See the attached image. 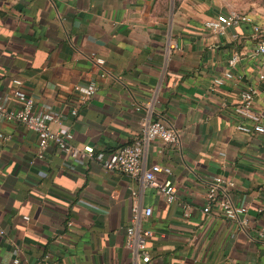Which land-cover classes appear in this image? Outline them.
<instances>
[{
    "label": "crops",
    "instance_id": "obj_1",
    "mask_svg": "<svg viewBox=\"0 0 264 264\" xmlns=\"http://www.w3.org/2000/svg\"><path fill=\"white\" fill-rule=\"evenodd\" d=\"M228 12L221 0H0V100L19 110L21 80L81 151L50 145L40 160L36 134L0 122V264H134L124 245L135 206L153 210L140 222L154 234L150 264H264V135L241 130L252 121L239 112L253 87L264 124V56L248 26L205 29ZM228 71L235 79L214 86ZM89 82L98 92L82 104L75 87ZM145 117L179 133L178 147L151 144L144 158L172 170L174 204L97 159L132 144ZM216 176L234 182L247 226L204 213Z\"/></svg>",
    "mask_w": 264,
    "mask_h": 264
},
{
    "label": "built area",
    "instance_id": "obj_2",
    "mask_svg": "<svg viewBox=\"0 0 264 264\" xmlns=\"http://www.w3.org/2000/svg\"><path fill=\"white\" fill-rule=\"evenodd\" d=\"M240 26L250 28L256 41L255 52L259 56H264V17L257 18L241 12H228L204 23L206 30L222 36H225L230 28ZM233 38L239 39L237 35ZM92 59L95 68H104L105 60L103 58L93 55ZM238 61L239 55L235 53L229 60V66L234 68ZM234 79L233 72L228 71L221 78L215 79L213 85L222 86ZM260 79L264 80V76H261ZM13 83L15 85L12 91L13 98L20 102L22 107L19 110L11 111L0 100V122L23 126L36 134L38 136L37 158L40 160L44 159L50 145H55L66 155L77 158L81 151L71 144L74 134L54 130L53 124L58 122V118L50 114L44 106L36 105L34 99L22 89L21 80H14ZM75 92L79 95L81 103L87 104L97 94L98 87L96 83L89 82L76 86ZM256 94L253 87L241 94L239 112L244 118L251 120L252 124L240 126V129L261 136L264 135V124L262 115L255 110ZM73 114L76 115L77 111H74ZM140 123L141 134L132 144L122 147L108 158L100 154L97 159L103 162V167L107 172L123 174L133 179L141 178L148 189L163 195L168 204H174L177 202L178 188L172 180V170L168 166L160 164L145 169L144 158L146 149L151 144L178 147L180 144L179 133L167 127L159 119L152 121L149 117H145ZM5 139L8 140L3 134H0V141ZM83 152L90 156L94 155V149L90 146H86ZM234 187L235 184L231 180L219 176L213 177L207 185L206 203L203 211L206 214L216 211L220 217L227 221L247 226L248 220L244 219L248 212L247 208L235 205L228 194ZM152 216L151 208L140 212L139 208L135 206L132 210V225L126 230L124 246L133 256L134 264H150L151 262L149 243L154 238V234L142 228L140 222L142 217L151 218ZM260 238H264V232L261 233Z\"/></svg>",
    "mask_w": 264,
    "mask_h": 264
},
{
    "label": "rangeland",
    "instance_id": "obj_3",
    "mask_svg": "<svg viewBox=\"0 0 264 264\" xmlns=\"http://www.w3.org/2000/svg\"><path fill=\"white\" fill-rule=\"evenodd\" d=\"M230 12H241L264 17V0H221Z\"/></svg>",
    "mask_w": 264,
    "mask_h": 264
}]
</instances>
